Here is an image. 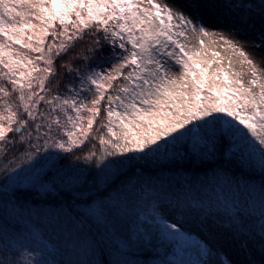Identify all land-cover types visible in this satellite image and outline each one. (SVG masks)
Returning a JSON list of instances; mask_svg holds the SVG:
<instances>
[{"label":"snow or ice","instance_id":"obj_1","mask_svg":"<svg viewBox=\"0 0 264 264\" xmlns=\"http://www.w3.org/2000/svg\"><path fill=\"white\" fill-rule=\"evenodd\" d=\"M217 7L227 10L216 16L223 27L211 30L200 9ZM253 16L261 19L258 43L241 39L245 25L255 27L249 23ZM89 29L93 36L103 33L112 47L110 59L85 62L100 47L97 37L86 52L77 53L78 63L64 62ZM189 33L198 38V48L188 42ZM244 44L264 47V0H0V160L7 161L0 174L12 173L3 182L5 191L14 184L83 197L77 178L49 183L43 168L37 171L41 161L59 157L49 154L31 164L36 156L25 151L30 167L17 170L22 157H11L8 148L27 143L37 154L49 148L74 154L89 140L105 101L99 174L128 177L115 196L90 199L75 216L63 207L25 210L35 221L26 230L0 226V264H140L129 254L153 247L154 241L167 242L175 257L157 264H264V184L233 180L222 166L195 190L176 192L142 180L146 165L175 163L190 154L202 162L220 155L225 163L236 160L264 174V56L257 63ZM217 47L231 56L223 57ZM234 60L247 72L234 70ZM176 65L179 75L169 71ZM58 67L69 75L49 87L58 79ZM60 89L63 94H51ZM41 102L48 106L44 112L38 111ZM94 156L89 151L83 158ZM22 208L11 205L16 215ZM61 218L70 241L63 247L49 244L40 227ZM189 220L206 235L226 233L232 254L193 239L182 227ZM88 225L96 226L99 238L82 234Z\"/></svg>","mask_w":264,"mask_h":264},{"label":"trees","instance_id":"obj_2","mask_svg":"<svg viewBox=\"0 0 264 264\" xmlns=\"http://www.w3.org/2000/svg\"><path fill=\"white\" fill-rule=\"evenodd\" d=\"M93 31L92 29L86 30L83 39L77 40L70 53L65 54L64 62L78 63V61H75L77 53L86 52L97 37L101 38L100 47L95 49L94 55L85 62H106L110 59L112 50L111 45H108L103 40L102 32L96 33V35L93 36L91 34ZM117 51L119 52L122 50L117 49ZM171 63L174 65V61ZM175 67L180 71L178 65ZM127 71L128 69H125V72ZM68 75V73L61 71L58 67V79L52 81L48 86L51 87L57 82L63 83ZM51 94H63V89ZM108 94L115 95L116 93L110 90ZM47 109L48 106L41 102L38 111L44 112ZM105 117L106 101L101 103L100 116L93 126L94 130L89 140L82 148L74 149V154L59 151V155L55 156L59 158L53 159L51 164H44V162L41 161L37 167V171L43 168L44 171L42 175L48 177L49 183L63 176L77 178L80 181L77 188L84 193V196L70 199L66 195L46 193L37 189H16L14 184H10L5 191L3 182L7 175L12 174L11 169H9L7 173L0 174V226L7 227L10 231H23L26 230L29 225L35 223L34 218L28 216L25 210L46 213L49 211H57L63 207L65 211H71L72 215L75 216L77 211L86 207V202L90 199H106L109 196H115L117 194V191L122 188L123 182L128 177L121 176L117 179L112 176L111 173L99 174V170L103 167V165L99 163V158L104 153V147L99 144L98 137L106 131V129L100 127L101 124L106 123ZM21 119H27V116L22 114ZM9 135L14 136L15 134L10 133ZM33 143H35V141H33ZM52 149L54 148H49L47 152L41 151L37 154L29 144L25 143L23 147L19 144L14 147L10 146L8 152L11 157H22L21 159H17L14 165L17 170H19L20 168L27 169L30 167L28 159L24 157L25 151H32L36 159L32 160L31 164H37V162L40 161V157L52 153ZM89 151L95 152V156L92 160L83 158ZM181 151H183V149H181ZM5 163H7L6 160H0V167ZM221 166L226 170V175L233 180H239L242 183H247L256 187L264 184V174H261L258 170L243 167L236 160L225 163L224 158L217 155L215 160L202 162L199 157L192 154L186 159L178 158L175 163L161 162L160 164L146 165L142 180L151 181L152 184L157 187L163 185L165 188H170L176 192H179L182 187L184 189L192 187L193 190H195L201 188L203 184L213 177V169L219 170ZM133 182H136L135 179H133ZM14 191L16 193L15 195H13ZM12 204H15L17 208L23 205V208L20 209V215H16L12 211ZM69 206H71V208ZM63 224V218L52 224L40 222V227L43 228L49 240L44 239L47 240L49 244L63 247L66 243L70 242L62 228ZM119 227L121 231L126 232L125 225L121 224ZM100 231L103 232V229ZM89 233L97 235V228L95 225H88L83 229L82 234L84 236H88ZM97 238H99L98 235ZM153 245V247L133 250L129 254V258L139 261L140 264H157L161 259H175V257L171 255V246L167 242L161 244L158 241H154ZM97 258H101L99 252L97 253ZM103 258L105 261L108 259L106 253Z\"/></svg>","mask_w":264,"mask_h":264},{"label":"rangeland","instance_id":"obj_3","mask_svg":"<svg viewBox=\"0 0 264 264\" xmlns=\"http://www.w3.org/2000/svg\"><path fill=\"white\" fill-rule=\"evenodd\" d=\"M160 2H164V0H160ZM194 2H208L209 4L211 3H216V4H220L222 3V0H194ZM202 15L205 18V23L209 25L211 30H216L217 28L223 27L222 25H219L216 23V16L217 15H224L226 13V9L222 8V7H217L216 9H200ZM249 23L254 24L255 27L253 28H248L247 25H245V31L241 34V39L242 40H248V41H257V37H256V33L257 31H259L261 29V19L259 16H253L252 19L249 21ZM61 29L59 28V26H57V31H60ZM51 31V30H50ZM235 38V37H232ZM207 39V38H205ZM53 40V37L49 36L47 42L51 43ZM57 43L59 42V40L57 39L56 41ZM188 42L194 46H196L197 48L199 47L198 44V38L193 36L191 33L188 34ZM244 48L246 51H248L251 54V57L257 61V63H260L258 57L260 56H264V47H260V48H256L255 50H253V48L249 45V44H244ZM217 51L221 52V55L223 57H228L231 56V52L228 51H224L223 48L217 47L216 48ZM226 61H225V66H226ZM41 66H43L41 64ZM261 67H264V64H260ZM104 68H108V64L104 63L103 64ZM213 67H216V65H214ZM233 68L236 71H243V72H247V67L246 66H241V64L237 61L234 60L233 62ZM169 71L171 73H176L177 75H179V70L175 67L172 66L169 68ZM242 79L244 80L245 83L248 82V80L250 79V75L245 74ZM89 99L91 98L90 96L88 97ZM91 105L89 104V107ZM82 115L84 116H88L89 113L87 111H84L82 113ZM49 154H53L54 156L59 155V150L58 149H52V153ZM48 154V155H49ZM47 156V154H46ZM53 160V159H52ZM52 160H49L47 162H44V164H51ZM34 175V173L32 174ZM169 219H174V214L173 213H169ZM182 227L184 228V230L189 233L191 235V237L193 239L199 238L202 240H205L206 242L210 243L211 245L215 246V247H220L222 248L225 252H228L230 255L232 254V249L230 248L228 242H227V234H220L219 230H213L212 231V235H206L205 233L201 232L200 229L197 227V223L195 221L189 220L187 222H184L182 224ZM45 239H48V236L45 235L44 237ZM49 240V239H48ZM191 246V241L188 242V244L186 245V247H190ZM172 260V259H171ZM169 260V261H171ZM174 260V259H173Z\"/></svg>","mask_w":264,"mask_h":264}]
</instances>
